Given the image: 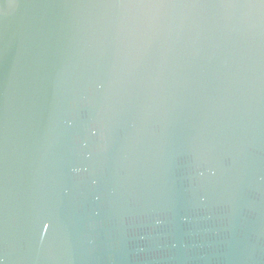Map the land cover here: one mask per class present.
<instances>
[{
	"label": "water",
	"instance_id": "95a60500",
	"mask_svg": "<svg viewBox=\"0 0 264 264\" xmlns=\"http://www.w3.org/2000/svg\"><path fill=\"white\" fill-rule=\"evenodd\" d=\"M0 259L264 264V0H0Z\"/></svg>",
	"mask_w": 264,
	"mask_h": 264
},
{
	"label": "clouds",
	"instance_id": "9594fccd",
	"mask_svg": "<svg viewBox=\"0 0 264 264\" xmlns=\"http://www.w3.org/2000/svg\"><path fill=\"white\" fill-rule=\"evenodd\" d=\"M8 7H9V8H14V7H16V5H15L14 3H10V4L8 5Z\"/></svg>",
	"mask_w": 264,
	"mask_h": 264
},
{
	"label": "snow or ice",
	"instance_id": "6c2138e0",
	"mask_svg": "<svg viewBox=\"0 0 264 264\" xmlns=\"http://www.w3.org/2000/svg\"><path fill=\"white\" fill-rule=\"evenodd\" d=\"M0 264H3V260L2 259H0Z\"/></svg>",
	"mask_w": 264,
	"mask_h": 264
}]
</instances>
